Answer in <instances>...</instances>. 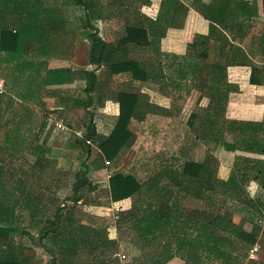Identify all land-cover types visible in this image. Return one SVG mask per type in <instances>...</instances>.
Segmentation results:
<instances>
[{
  "label": "crops",
  "instance_id": "obj_1",
  "mask_svg": "<svg viewBox=\"0 0 264 264\" xmlns=\"http://www.w3.org/2000/svg\"><path fill=\"white\" fill-rule=\"evenodd\" d=\"M30 1L31 11L40 14L36 18L37 25L47 32L40 37L34 35L28 38L26 49L21 55L0 51V115L6 108H10L13 115L9 121L11 125H5L7 129L0 135V226L13 229L12 236H25L26 252L34 248L57 250L63 254L61 264H80L76 261L83 243L81 200L64 191L71 187L76 192V186L82 180L81 153L66 143L72 134L68 124L85 120L86 111L96 113L93 116L94 123L99 118L116 123L120 115L116 94L123 92L117 91L119 88L148 95L152 104L164 110V117L169 116L174 121L178 119L177 113L171 111L175 106L174 99L161 90V84L136 81L128 74L112 76L109 73V78L116 81L110 85L102 81L105 67L99 72L101 80L92 95V106L84 107L86 100L81 96V70L83 60L91 67L90 36L98 34L108 44H115L123 37L127 23L138 20L147 26L157 20L163 0H95L92 4L94 13L90 10L93 29L84 31L83 7L67 0ZM145 1L149 4L145 5ZM194 2L195 0H178L173 12L166 16L163 25L169 24L170 27L161 40L162 57L183 58L188 54L189 46L199 37H210L208 58L203 61L201 74L199 73L203 83H206L209 65H226L232 44L243 48L253 62L264 66L263 0H201V13L193 9ZM242 10L248 12L249 16L237 17ZM232 11L238 13H233L234 17H231ZM5 22L13 23L12 16ZM32 25H36L34 20ZM213 26L220 29L225 37L212 29ZM224 26H241V29L227 33L221 28ZM220 35L222 38H219ZM139 50L155 54L149 49ZM113 54L114 60H121L129 57L131 51L128 48H115ZM51 71L68 72L67 81L49 83ZM153 71L157 73L159 70ZM251 73L250 67H230L228 81L248 88ZM168 74L171 82L174 76L171 72ZM124 77H127L126 80H123ZM192 78L195 77L191 75L188 78L189 84ZM117 81L121 84H116ZM244 91L242 95L232 94L231 104L264 109V88H256L254 93ZM187 93L191 94L186 103L187 107L190 105V109L189 112L185 109L180 116L181 120L185 117L189 121L196 106L206 109L210 100L202 97L196 89ZM6 98L8 107L3 103ZM14 102L16 108L12 106ZM51 123H58L61 127H55ZM215 156L223 171L233 168L237 156L264 159L240 152L218 151ZM93 175L110 184V178L115 174L109 176L105 168L95 170ZM91 182L90 180L89 183ZM252 183L259 182L252 181L250 184ZM8 187L12 190H8ZM89 212L90 210H85V213ZM245 230L252 231V226L247 225ZM261 237L264 238V235ZM33 262L34 260L31 264ZM170 264L185 262L178 263L176 259Z\"/></svg>",
  "mask_w": 264,
  "mask_h": 264
},
{
  "label": "trees",
  "instance_id": "obj_2",
  "mask_svg": "<svg viewBox=\"0 0 264 264\" xmlns=\"http://www.w3.org/2000/svg\"><path fill=\"white\" fill-rule=\"evenodd\" d=\"M67 2L83 7L85 11L83 30L93 29L90 13H94L92 4L95 0ZM177 3L178 0H163L157 20L147 26L138 20L135 23H127L123 37L115 44H108L98 34L90 36L92 67L89 70H81V79L86 85L87 95L83 106L86 108L92 106V95L101 80L99 72L104 67L109 68L112 76L128 74L133 80L164 84L166 87H171L175 83L179 87L180 82H187L192 75L195 79L192 78L190 89L187 91L200 89L202 97L210 100L206 109L196 108L189 120L192 127L197 121L203 120V128L197 140H203L207 145H215L219 148L217 152H240L264 157V109L231 104L230 101L232 94L242 95L245 93L244 90L254 93L253 90L256 88H264V66L253 62L250 55L240 46L231 45L226 65L215 64L207 67V79L203 84L198 78L203 68L202 63L208 58L210 37H199L189 46L187 56L183 58L174 56L172 64L173 67L178 65L177 77H173L171 82L169 79L171 77L162 70L157 73L151 72L149 71L151 66L146 68L143 63L128 59V56L121 60L113 59L115 48L117 50L128 48L131 52L149 49L156 55H161V40L165 38L170 27L169 24L163 23ZM144 4L149 2L145 1ZM200 6L201 0H195L193 9L201 13ZM31 7L30 0H0L1 52L21 55L26 49L28 38L34 35L40 37L47 32L37 25L36 18L40 14L33 13ZM233 13L238 11H232L231 17H234ZM11 16L13 23H4ZM248 16V12L244 10L237 15ZM33 20L36 25H32ZM221 28L230 33L239 31L241 26ZM212 29L224 35L215 26ZM166 59V56L162 57V60ZM235 66L252 69L248 88L228 81V69ZM68 74L63 71H51L48 82L63 83L67 81ZM186 87L180 86V91ZM116 101L120 106V115L111 133L97 145L100 156L92 162L95 170L105 169L106 161L114 162L123 150L132 147L136 138L133 126L138 116L164 118V110L152 104L148 95L123 91L116 94ZM97 133L96 128L91 129L86 141L95 143ZM84 176L83 174L82 180L77 184L76 192L86 187L87 180ZM163 180L166 184L159 188L156 185L151 186V182H141L132 174L120 172L110 178V197L117 210L126 201H133L129 210L121 212L118 223L139 232L138 237H134V245L141 252L136 264H167L176 257L178 251L176 252L167 240L172 230L178 227L197 233L193 242L186 241L179 248L180 251H186L184 256L186 264H204L202 255L208 259H219L224 264H238L239 249L233 246H240V250L246 251L248 255L259 244L260 237L264 235V195L253 197L247 188L252 181H257L264 192V159L237 156L233 168L223 171L219 159L207 151L204 161L187 160L180 171H174L170 166L166 167L156 183ZM175 190L176 195H180L181 192L191 194L213 207L217 206L221 197H226L222 206L224 211L204 214L191 212L186 216L180 204L173 202L176 195L172 193ZM1 214L0 210V223ZM82 222L94 225L96 219L88 213H83ZM247 225L252 226V231L245 230ZM82 229H85L84 225ZM12 233L13 229L0 226V264H28L29 260L25 256H19L17 251L10 247Z\"/></svg>",
  "mask_w": 264,
  "mask_h": 264
},
{
  "label": "rangeland",
  "instance_id": "obj_3",
  "mask_svg": "<svg viewBox=\"0 0 264 264\" xmlns=\"http://www.w3.org/2000/svg\"><path fill=\"white\" fill-rule=\"evenodd\" d=\"M104 3H106V1H104ZM88 34L89 33H87V35ZM219 38H222V36L220 35ZM161 56L162 55H153L151 53L137 50L135 52H131L128 59L141 62L146 68L151 66L150 69L148 68L151 72H154L153 70H162L163 73L166 72L167 75H169L168 73L171 72V74L176 78V69L178 65L177 67H174V69L171 62L173 59L168 58L164 61L162 60ZM86 62L87 61L83 60L82 69H91L92 66L89 67V64H86ZM152 66H154V68ZM108 69L109 68H104V76H102V81L109 83L110 85L111 82L115 84L116 81H113V79L109 78L107 75L110 73L107 72L109 71ZM126 78L127 77H124L123 80H126ZM198 79L199 82L203 84L202 80L200 78ZM177 81L179 82L178 78ZM190 81H192V79H190ZM116 84L121 83L117 81ZM182 85L187 87L186 89L180 91V86ZM85 86V83H83L81 88V96L83 99L87 100ZM160 86L163 92H165L167 95H171L172 100L174 99L175 106L171 111L173 113H177L178 119L174 121V119L169 116H163L164 118L138 116L133 126L136 134L134 143L132 147L123 150L119 157L114 162H112L110 166L105 167L108 170L109 176L110 174H117L120 172L124 174H132L136 176L141 182H151V186L156 185L159 188H162L166 182L163 180L159 183H156V181L160 177L161 172L165 170L166 167L170 166L174 171H180L187 160H194L198 162L204 161L207 151H210L216 155L219 148L213 144L207 145L203 140H197V136L199 132H201V128H203V120L197 121L194 127L189 125V121H187L185 117L183 120H181V113L184 112L185 109L189 112L190 109V105L188 107L186 106L187 101L189 102L187 97L191 95H189L190 92L187 93V90H189L191 86V84H189V80L185 83L180 82L179 87L176 83L172 85L171 88L166 87L164 84ZM199 87H201V85ZM117 91H126V88H119ZM197 91L201 93L200 89H197ZM6 101L7 98L5 101H3V103H6V106L8 107L9 104ZM18 104L20 105V103ZM12 106L16 108V102H14ZM196 108H199V106H196ZM164 114L165 113H163V115ZM12 116L13 115L10 112V108L4 109L0 115V135L4 129H7V127L11 125L9 121ZM84 116L85 120H82L76 124H68L72 134L68 139L69 141L67 140L66 143H68L71 148H75L79 153H81V172L82 175H85L84 177L87 180V184L85 188L79 190L78 192H75V189H72L71 187L66 189L64 192L71 197H73V195L78 197L81 200V215L83 213L85 214V210H90L89 214L94 216L96 223L91 225L83 222L82 225H84L85 228L82 233L83 244L81 246V253L79 254L80 256L76 263L136 264L137 258L141 256V252L134 245V237H138L139 232L125 228L122 223L120 225L118 223V218L121 212L130 209L133 201L129 200L128 202L123 203L119 206L120 211L117 210L115 204L111 201L110 186L108 181L104 182V180L100 179V177H95L93 175L95 169L92 166V162L95 160V158L100 156V151L97 145L111 133L115 123L101 120L100 118L98 119L97 123H94L93 116H96V113L93 112L86 111ZM51 124L55 127H61V125L58 123L56 125L54 123ZM5 125H7V127H5ZM93 128H96V130L98 129L95 143L86 141L89 132ZM58 140L60 141V139ZM51 166H53V163H51ZM0 172L2 174V171ZM254 177L255 176H252V178ZM90 180L92 181V185L89 183ZM90 185L93 189L90 188ZM7 189L12 190L11 187H8ZM247 189L253 197L264 195V192L260 187V183H252ZM51 190H53V188H51ZM172 195H176V190L173 191ZM225 198L226 197H221L217 206L213 207L206 204V202L195 198L191 194L181 192L180 195L177 194L174 196L173 202H178L181 208H183L186 216H188L191 214V212L203 214L223 212L224 207L222 208V206ZM55 203L56 202H53V204ZM196 237V232L185 230L182 227L172 230L167 243L172 244L174 250L176 252L178 251V255L171 261L178 259V263L183 261L186 264V258H184L186 251H180L179 248H181L180 246L186 241L193 242ZM24 241H27L25 236L13 235L10 247H12L14 250H16V247L19 248L16 250L17 253L19 256H26V258L29 260V264H31V261L33 260L34 264L62 263L61 260L63 258V254L57 250L47 251L42 249L36 250L34 248L26 252ZM35 247L37 246L35 245ZM233 247H237L239 249L238 254L240 258L237 259L238 264H264V238H260L259 244L256 246L258 247V252L252 258H250L251 252H249L247 255L246 251L240 250V246L235 245ZM202 257L204 264H224V262L219 259H208V257L204 255H202ZM171 261H169L167 264H170Z\"/></svg>",
  "mask_w": 264,
  "mask_h": 264
},
{
  "label": "built area",
  "instance_id": "obj_4",
  "mask_svg": "<svg viewBox=\"0 0 264 264\" xmlns=\"http://www.w3.org/2000/svg\"><path fill=\"white\" fill-rule=\"evenodd\" d=\"M106 165L107 166H110L111 163L106 161ZM258 252V247L254 248L252 251H251V256L254 257V255Z\"/></svg>",
  "mask_w": 264,
  "mask_h": 264
}]
</instances>
